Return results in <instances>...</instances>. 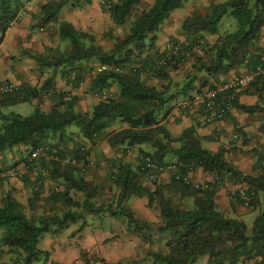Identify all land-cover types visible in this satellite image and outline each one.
Wrapping results in <instances>:
<instances>
[{
	"label": "trees",
	"instance_id": "1",
	"mask_svg": "<svg viewBox=\"0 0 264 264\" xmlns=\"http://www.w3.org/2000/svg\"><path fill=\"white\" fill-rule=\"evenodd\" d=\"M27 1L0 0V44ZM93 1L49 0L42 6L38 25L56 23L57 34L67 48L56 55L29 53L42 68L52 69V76L39 88L22 84L9 95L0 96V153L17 146L33 149L41 144H51L58 147L57 159L36 162L42 171H37L35 183H41L45 172L51 181L63 184L62 190H53L46 200L67 208L62 214L36 218L25 213L24 206L11 192L4 195L0 203V228L4 229L2 242L14 258L3 264L45 262L49 251L38 247L42 236L47 232L58 233L70 223H77L84 213L108 212L115 218H125L130 229L142 232L146 239L152 225L136 216L129 205L133 197L146 198L149 207L157 205L159 209L161 223L158 230L167 238L168 252L150 254L153 264H196L204 255L208 256V264H245L264 257V142L256 149L257 172L249 174L226 157L227 153L238 151L236 146L229 149L222 146L213 152L204 147L194 127H188L176 136L166 125V119L174 108L168 107L171 101L179 97L189 99L213 88L225 81L220 80L221 76L239 67L246 66L248 71H252L262 63L263 53L255 47L264 29V0L212 2L205 10L188 15L181 24L185 41L179 54L160 68L158 62L166 53L165 50L158 53L159 31L173 12L184 7L188 0H154L142 9L143 0H103L110 2L109 8L104 5L118 26L125 25L137 12L126 36L109 50L96 44L94 34L60 19L64 7L84 8ZM227 14L236 19L237 28L221 34L220 22ZM206 35L219 37L211 44ZM188 55L193 60L191 70L181 81L174 80L171 71L179 69ZM91 61L99 63L91 69H95L92 87L101 99L91 111L84 112L79 110L76 95L67 100L69 92L56 91L52 82L61 70L71 85H78L83 82L82 76ZM98 68L104 69L98 71ZM144 72L162 83L148 84L142 77ZM114 85L117 86L116 91L111 92ZM50 89L55 93L52 95L53 107L48 111L40 106L28 116L3 111L4 107L38 99ZM245 89L257 93L261 99L264 84L255 82ZM233 105L250 115L264 112L260 101L254 105L240 103L239 92ZM231 113L225 120L229 118L234 123V137L241 139L243 145H249L253 138L234 117H230ZM115 123L119 126L113 127ZM73 127L77 128L83 142L78 144L74 140L70 148L75 133L71 131ZM203 139L214 141L211 136ZM102 141L117 149L121 157L110 161L117 197L114 202L97 205L94 199L99 194L98 185L87 179L83 170L91 166L89 156L92 147ZM84 143L90 148L86 149ZM132 148H137L139 154L137 165L125 158ZM67 157L76 160L77 164L66 162ZM147 157L163 164L174 163L177 173H173L168 182L161 183L155 179L152 180L154 188L147 186L143 181L145 177L149 178L148 170L144 168ZM26 166L27 170L35 172L34 164ZM199 168L216 176L206 188H196L177 178V174L184 177ZM226 181L235 185L245 184L246 198L240 195L234 198L243 205L247 200L249 209L260 208L251 229L245 221L220 210L216 194ZM36 187L33 201L41 199V189ZM72 191L82 192L84 200L75 199ZM171 193H177L180 198H191L192 206L177 207ZM85 226L86 221H83L77 232L83 231ZM82 258L86 264H94L87 253L83 252Z\"/></svg>",
	"mask_w": 264,
	"mask_h": 264
},
{
	"label": "crops",
	"instance_id": "2",
	"mask_svg": "<svg viewBox=\"0 0 264 264\" xmlns=\"http://www.w3.org/2000/svg\"><path fill=\"white\" fill-rule=\"evenodd\" d=\"M48 1L49 0L27 1V3L22 7V9L27 10V14L20 19H16V21L13 22L11 27L5 33L4 39L0 44V83L8 81L17 85L29 84L39 88L47 78L52 76V69H42L40 63L30 56V54H44L45 52H48L47 54L49 55V52H51L52 49L53 51H56L55 49L58 47L61 41V38L58 34L54 33L53 35H49V30L55 29L57 27L56 23H50L46 26L41 24L38 25V15L42 6ZM145 1L149 0H143V3H146ZM222 1L225 0H205V5L209 6L212 2ZM103 2V0H94L91 5L77 9L70 8L68 6L64 7L62 9L63 13L60 12V19L66 20L72 23L76 28H81V30L85 31L91 30V27L95 21L101 22L105 21V19H108L109 21H112L111 23H113L110 12ZM153 2L154 0H152L150 4ZM188 15H190V12L189 14L185 15V17ZM92 28H94V26ZM36 29L38 31H36ZM221 34L223 33L221 32ZM218 37L219 35H206L207 41H209L211 44H214ZM255 49L261 51L262 53L264 52V29L261 32L260 39L257 42ZM248 69L249 68L246 66L239 67L230 73L221 76L220 80L224 81L233 75L242 74L248 71ZM65 77L66 76L63 72H58L55 78H53L52 88H56V91L70 92V88L67 86L68 84L66 83ZM62 79L65 80L62 81ZM64 87H66V89H64ZM32 101L37 102V106H40L46 111L50 110L54 104L53 97H50L47 94H43L38 99H34ZM258 101H260L261 105L264 107V93L260 99L257 93H253L248 89H242L239 91L240 103L245 105H254ZM231 116L237 120L238 124L243 127L244 131L247 132L250 137H254L256 134H253V132H257L258 135H262L264 140V112L250 115L235 108L232 111L230 117ZM201 117V113L198 110L191 112H177L175 108H173L166 119V125L176 136H179L184 129L188 127H194L198 135L202 138L204 147L213 152L218 151L222 146L229 149L230 142H235L237 139L234 137V123L229 120V118L212 123H203ZM249 117L252 118L249 120ZM71 131L75 133L73 134L72 141L70 143L74 144V140L78 143L79 141L81 142L82 139L79 140V136H77L79 135L78 132L73 129ZM206 136L213 137L214 141H207L206 139H203ZM255 141V139L252 140L249 145H243L242 143V146L240 145L241 149H238L236 153L229 152L226 155L227 159L232 164L249 174H255L257 172L256 167L259 166L258 154L256 151L252 152V150H250L251 144ZM134 149L137 148H132L129 153ZM239 151H243L244 153ZM234 154H236V157H233ZM115 157H121V153L118 151L117 156H114V158ZM17 160H13L11 163L13 165L11 167L8 166V169L14 168L20 172L22 171L24 173V178H6L10 180L12 184L7 183V180H0V203L3 196L11 192V194L17 198L23 206H25V201H22L20 196L27 193V188L32 186V181H35L36 179L34 176L35 174L38 175V172L34 170L35 172L33 173L27 170V166L24 165L23 158H18ZM15 165L16 167H13ZM86 171L87 170H83V173ZM109 174L111 176V171ZM189 175L194 181L202 183L213 182L216 178L214 174L206 173L202 168L190 172ZM171 177L172 174L170 172H165L162 174L161 178L171 179ZM170 179L168 181H170ZM22 180L27 181L26 183H23ZM159 182H161V180ZM233 187L238 186L233 184ZM47 197L48 196H45V199H47ZM27 198L31 200L33 197L31 198L27 196ZM216 201L222 212L241 220H243V215L247 214L251 210L245 205L241 204L235 198H232L227 186H221L218 188ZM111 202L103 201L97 205ZM139 202V198H132L129 201V205L134 209L138 218L152 225L151 230L147 233L146 239H144L142 232L135 230L133 231L130 229L125 218H115L108 212L84 213L83 218L77 223H70L60 232L45 233L40 239L38 247L41 250L49 251L48 259L45 262L40 261L31 264H86L82 258L83 252L87 253L89 257L93 258L94 264H104V262L108 264H116L119 262L124 264H149L147 263V260L153 261V257L150 254L154 252H168L166 245L167 238L158 230L161 223V217L158 219H151L150 214L145 212L143 213L145 216H140L139 211H137V203ZM147 202L148 200L146 203ZM49 203L52 206L58 205V203L55 202ZM64 208L67 210L66 207ZM25 213L28 214L27 211H25ZM28 216L30 215L28 214ZM154 220L155 223H152ZM83 221H86V226L84 227L83 231L77 232ZM42 242H44L43 247L41 245ZM12 258H14V255L9 253V248L2 243L0 245V264L10 263ZM200 259L202 261L200 264H208L207 255L201 256ZM245 264H264V261H261V258H255L246 262Z\"/></svg>",
	"mask_w": 264,
	"mask_h": 264
},
{
	"label": "rangeland",
	"instance_id": "3",
	"mask_svg": "<svg viewBox=\"0 0 264 264\" xmlns=\"http://www.w3.org/2000/svg\"><path fill=\"white\" fill-rule=\"evenodd\" d=\"M145 2L146 3H144L141 6V9L149 5L150 2H152V0L145 1ZM206 7L207 6L205 5V0H194V1L188 0L185 3L184 7L174 11L171 18L165 22V24L161 27L159 31L160 38L157 43L158 53L164 51L166 48V45L169 43H173V42L184 43L185 36L182 34L181 24L183 20L186 18L185 15L189 14V12L191 15L197 10H205ZM70 8H75V7H70ZM61 13H63L62 10H61ZM136 15H137V12H134L133 15L127 20V22L123 26H118L114 22L111 23L112 21H109L108 19H105V21H101V22L95 21L93 23L94 28H92L93 27L92 26L91 30H86V31H89L91 34L95 35L96 44L103 46L104 49L106 50H109L112 47H114V44L117 41L122 40L126 36V34L128 33L130 29L131 22L136 17ZM236 28H237V21L231 14H227L220 22L219 29L222 33L233 32ZM78 29H81V28H78ZM56 30H57L56 28L49 30L50 32L49 35H53L54 33L57 34ZM36 31L38 30L36 29ZM66 48H67L66 43L63 41H60L58 47L55 49L56 51H53L52 49V51L49 52V55H52V54L56 55L60 51L63 52ZM47 53L48 52H45L43 55H47ZM154 56H157V55H154ZM192 62H193L192 58L188 55V59L186 58L184 62L180 64L179 69L171 71V75L173 79L176 81L177 80L181 81L185 77V75L191 70ZM88 64L89 65L87 66V69L85 70L83 77H82L83 86L81 87L79 93H77L76 95V97L79 98V103H80L79 110L84 111V112L91 111L92 106L101 99L100 95L92 87L93 80L95 78V71H94L95 69L93 70L91 69V67L96 68L99 65V63L95 61H91ZM42 69L49 70V68H42ZM142 77L146 80L148 84H151V85L153 84L160 85L162 83L156 78H153L151 75L145 72L142 74ZM65 78H66V83L68 84L67 86L71 89L69 79L67 78V76ZM64 80L65 79H62V81ZM116 88L117 86L114 85L111 92H115ZM64 89H66V87H64ZM181 99H183V97H179L177 98V100L171 101L168 104V107L175 106V104ZM36 107H37V102L27 101V102L18 103L12 106L4 107L3 111L5 113L12 112V113H18L24 116H28V115H31L35 111ZM251 118L252 117H249V120ZM118 126L119 124L117 123L113 125V127H118ZM72 129L77 130L76 127H73ZM253 134H256L254 135V137H252L253 140L255 139L256 141L252 143L253 145L251 144L252 148L250 147V150H252V152L256 151L257 148H260L262 143L264 142L262 135H258L257 132H253ZM77 136H79V140L82 139L80 135H77ZM82 142H83V139L81 142L79 141V143H82ZM84 145L86 149L90 148L89 144L84 143ZM240 145L242 146V140L238 138L236 139L235 142H230V146H236L238 149H241ZM69 146L70 148H72L73 144L70 143ZM30 150H31L30 148H27L25 146H17L11 150L0 153V180L4 179V180H7L6 181L7 183L12 184L10 180L6 179L10 177L9 176L7 177L4 175L6 170L8 169V166L11 167L13 165L11 164L13 160H17L18 158L22 159V158L27 157ZM239 152H243V151H239ZM117 154H118V150L113 149L106 141H102L95 147H92V151L89 156V161H90L91 166L86 167L85 170L87 171L84 173V175L87 179L93 181L95 184L98 185L99 194L96 197V199H94L96 204H99L100 202H103V201L104 202H111V201L114 202V200L117 197L118 190L109 174L110 163H111L110 161L114 158V156H117ZM128 154L129 155H126L125 158L133 162L134 165H137L139 163V154H138L137 149H134L132 152ZM233 157H236V154H234ZM170 161H172V159ZM19 173L22 174V176H19L17 178L23 179L24 173L22 171L21 172L19 171ZM43 174H44L43 179H42L43 182L41 181L43 188H40L41 189V199L40 200L33 201V199L30 200L27 198V196L31 198L33 197V194H34L33 191L35 190L36 186L41 187V185H39L40 181L35 183V181L33 180L32 181L33 184H31L32 186L27 188L28 189L27 193L20 196L21 200L25 201L24 203L25 211H27V213L30 216H33L36 218H40L41 216H51L53 213L62 214L65 211V208L61 204L52 206L45 199V196H48L55 187H58L60 190H62L64 187L63 184L58 183V182H53L48 178L45 172ZM34 177H36L37 179L38 175L35 174ZM169 179L170 178L168 179L161 178L159 179V181L161 180V183L162 182L165 183V182H168ZM143 181H144V184H146L147 186L154 188V183H153L154 181L146 177L143 179ZM22 182L26 183L25 180H22ZM72 195L75 199L80 200V201H83L85 198L84 194L78 191H72ZM170 195L174 199L175 205L177 207L190 208L193 204V201L191 198H187V197L180 198L177 193H171ZM133 198H137V197H133ZM139 201L140 202L137 203V206H138L137 211H139L140 216H145L143 214L145 212V213L150 214L151 219L152 218L158 219L160 217L159 209L157 205H154L153 207H149L146 203L147 201L146 198H139ZM259 212H260V208L251 209L247 214L243 215V220L247 224L248 228L250 227L251 229L253 227L254 221L256 217L258 216ZM152 223H155V220ZM3 235H4V229L0 228V245L3 243L2 242ZM41 245L43 247L44 242H42ZM201 262H202L201 259H199L196 264H200ZM147 263L152 264L153 261L147 260Z\"/></svg>",
	"mask_w": 264,
	"mask_h": 264
},
{
	"label": "built area",
	"instance_id": "4",
	"mask_svg": "<svg viewBox=\"0 0 264 264\" xmlns=\"http://www.w3.org/2000/svg\"><path fill=\"white\" fill-rule=\"evenodd\" d=\"M106 6L110 7V2H104ZM27 10L22 9L17 19L25 16ZM182 42H174L166 45L165 53L166 55L160 59L158 62V68L162 65H166L168 62L174 60V56H177L181 50ZM104 68H98V71H102ZM75 76V74H73ZM257 82L258 84H264V52L262 55V63L259 64L254 70L246 71L239 75H233L226 79L224 82L216 84L213 88H207L200 94H195L189 99L179 100L174 108L177 112H191L198 110L201 113V120L203 123H212L215 121L225 120L226 116L232 112L235 107L233 105V100L236 97L237 92L242 89L249 87L251 84ZM19 85L12 82L4 81L0 83V96H7L18 88ZM83 82L78 85H71L69 94H67L66 99H71L73 95L79 93ZM55 93L54 89H50L47 93L48 96H52ZM58 147H55L51 144H41L34 147L28 153V156L25 157L24 165L34 164L35 171H42L38 169L36 162L38 160H43L50 162L58 158ZM66 162H72L77 164L76 160H72L70 157H67ZM39 166V165H38ZM78 166H82L79 164ZM144 168L148 170L149 179L159 180L161 175L165 172H170L171 174L177 173V167L174 163L163 164L152 160L150 157H147L145 160ZM6 176L9 177H19L22 174L18 170L11 168L6 170ZM178 179H182L186 184L193 185L196 188H206L208 186L207 182H197L194 181L190 175L182 177L177 174ZM41 187L37 186L36 188H43V185L40 183ZM228 187L229 193L232 198L234 196L240 195L242 198H246V189L245 184H238V187H233L231 182L226 181L225 185ZM54 191H59L58 187L53 189ZM245 206H248V201L246 200ZM264 259V257H259Z\"/></svg>",
	"mask_w": 264,
	"mask_h": 264
}]
</instances>
